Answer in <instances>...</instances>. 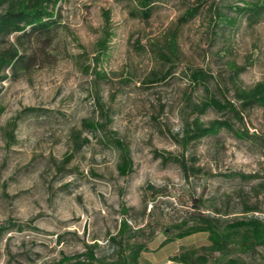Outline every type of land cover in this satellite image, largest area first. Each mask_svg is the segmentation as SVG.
<instances>
[{"label":"rangeland","instance_id":"obj_1","mask_svg":"<svg viewBox=\"0 0 264 264\" xmlns=\"http://www.w3.org/2000/svg\"><path fill=\"white\" fill-rule=\"evenodd\" d=\"M198 1L153 0L144 17L136 0H58L56 28L2 82L0 223L8 227L0 264H52L94 241L107 255L122 207L130 224L147 222L154 242L191 216L193 204L220 221L264 222V105L243 106L238 91L264 82V0H202L197 15L178 26ZM104 10L114 33L99 77L92 59ZM176 26L171 72L149 82L153 71L169 67L151 48ZM213 99L232 103L242 119L229 107L203 109ZM89 120L105 127L91 131ZM214 120L231 129L186 137L196 121L207 127ZM110 134L130 150L126 176L118 173ZM229 254L264 264V246L240 252L233 245Z\"/></svg>","mask_w":264,"mask_h":264},{"label":"trees","instance_id":"obj_2","mask_svg":"<svg viewBox=\"0 0 264 264\" xmlns=\"http://www.w3.org/2000/svg\"><path fill=\"white\" fill-rule=\"evenodd\" d=\"M142 7V14L148 17L150 5L153 0H136ZM58 0H0L4 9L0 11V93L2 82L13 78L29 62L28 50L30 45L47 36L57 25V4ZM188 7L178 18V26L182 25L198 13L199 4ZM239 8V7H234ZM104 24L101 33L97 38L95 55L93 56L94 73L102 77L104 72L99 68L103 58H106L113 36V28L110 25L109 13L103 11ZM151 51L156 54L166 66V71H153L149 82L164 80L171 72V66L178 56L179 47L177 41V26L169 29L164 35L161 46L153 44ZM236 70L238 68L234 65ZM200 75L197 72L193 77ZM245 98L243 106L253 104L264 105V82H259L248 90H238ZM211 105L213 108L222 109L229 107L232 113L241 120V112L226 101L221 104L218 100H211L205 104L204 108ZM30 109V108H28ZM110 120L106 118V122ZM196 121L193 127L189 126L186 130V137L195 138L216 134L222 127L231 129V125L226 121L214 120L209 126L202 127ZM12 127L15 121L9 122ZM85 126L91 131L104 128V124L94 120L84 122ZM194 135V136H193ZM196 135V136H195ZM239 137L247 136V131L236 133ZM108 144L117 151L118 163L117 170L122 176H126L133 169V161L128 146L114 134L106 136ZM86 141V140H85ZM242 178H249L251 175L238 174ZM151 188V187H150ZM157 196V193L154 197ZM191 216L174 222L167 228L166 235L161 244L179 239L194 233H207L208 245L201 247H190L181 250L172 257V260L183 264H243V262L229 254L231 246H235L240 252L254 251L259 246H264V222L257 217H240L226 221H220L218 217L205 214L198 208V204H193ZM256 207H245L244 212H252ZM128 210L121 208L123 215L119 219L117 230L110 235L108 241L112 246V251L107 255H100L96 249L99 247L97 242H83V250L74 254H62L52 264H138L142 251L147 249L148 243L152 240L153 234L145 232L147 222L142 226L132 225L126 217ZM145 213V208H144ZM8 226L0 223V236ZM218 253V256H213ZM192 259L194 262H192ZM49 264V263H44Z\"/></svg>","mask_w":264,"mask_h":264},{"label":"crops","instance_id":"obj_3","mask_svg":"<svg viewBox=\"0 0 264 264\" xmlns=\"http://www.w3.org/2000/svg\"><path fill=\"white\" fill-rule=\"evenodd\" d=\"M163 239L164 237L157 242L151 240L147 249L141 252L138 264H183L172 260V257L183 249L208 245L207 233L205 232L194 233L161 244Z\"/></svg>","mask_w":264,"mask_h":264},{"label":"water","instance_id":"obj_4","mask_svg":"<svg viewBox=\"0 0 264 264\" xmlns=\"http://www.w3.org/2000/svg\"><path fill=\"white\" fill-rule=\"evenodd\" d=\"M174 195H176V194L174 193ZM192 262H194L193 259H192Z\"/></svg>","mask_w":264,"mask_h":264}]
</instances>
